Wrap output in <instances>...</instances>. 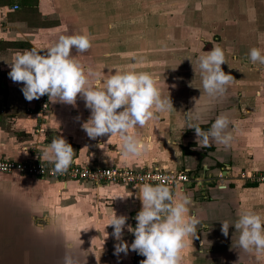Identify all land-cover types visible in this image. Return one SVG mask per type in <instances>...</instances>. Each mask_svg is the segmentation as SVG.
I'll return each instance as SVG.
<instances>
[{
    "label": "crops",
    "instance_id": "crops-1",
    "mask_svg": "<svg viewBox=\"0 0 264 264\" xmlns=\"http://www.w3.org/2000/svg\"><path fill=\"white\" fill-rule=\"evenodd\" d=\"M19 1L24 5L17 0H0V160L40 159L41 151L53 138L61 136L76 152L73 164L82 167L133 170L156 167L190 175L201 170L205 175L201 187L184 186L172 191L177 199L186 196L191 200L189 215L200 221L196 235L185 238L187 247L182 253V264H264V253L246 252L238 246L240 233L235 232L234 226L229 228L227 237L221 232L222 221L232 224L246 210L264 216V184L252 185L236 178L239 172L264 171V123H259L261 114L258 118H240L247 97L241 95L243 88L238 82L233 94H229L231 88L228 87L221 96L224 105L222 101L216 102L219 108L213 107L212 97L206 93L201 100L207 98L208 103L193 102L187 93L182 97L180 91L185 89L180 80L176 83L172 80L173 87H159L162 96H170L173 109L157 113V118L146 126L132 130L144 142L146 151L140 157H126L118 135L97 139L87 136L81 125L89 118L90 110L83 99L78 98L75 107L50 102V110L41 120L35 113L34 100L25 99L21 91L23 84L14 83L8 75L9 64L17 53L33 47L47 48L61 35L76 34H87L91 38L92 47L87 52L73 49L71 55L86 69L101 73L100 79H93L95 87L102 88L103 80L116 70L134 71L133 65L118 64L113 58L123 59L115 43L117 35H127V21L123 22L112 12L118 1ZM14 5L17 10H12ZM102 17L109 21L108 35L104 36L100 26ZM121 26L125 31L117 29ZM129 58L126 55L124 60ZM141 68L134 72H146L149 66H145V71ZM154 69L157 70L147 73L153 74L158 85L162 76L155 74L163 68ZM261 72H257L256 82L263 78ZM259 98L258 95L252 99ZM189 111H192L193 122L205 130L218 115L228 116L231 121L228 131L233 136L231 144L226 147L212 143L199 148L195 131L186 127L185 113ZM39 129L42 131L37 133ZM197 155L202 158L198 160ZM225 172L232 178H227L224 186L208 184L218 173L224 175ZM209 175L210 179L206 178ZM137 195L139 187L0 175V264H63L69 244L79 264H130V247L127 254L117 255L118 241L112 235L113 227L107 224L114 214L127 216L129 224L132 212L142 207ZM123 240L131 245L127 228Z\"/></svg>",
    "mask_w": 264,
    "mask_h": 264
},
{
    "label": "clouds",
    "instance_id": "clouds-1",
    "mask_svg": "<svg viewBox=\"0 0 264 264\" xmlns=\"http://www.w3.org/2000/svg\"><path fill=\"white\" fill-rule=\"evenodd\" d=\"M92 47L87 34L61 35L57 42L47 48L33 47L17 53L9 64L10 79L22 83L21 91L27 101L47 95L52 103L76 106L78 98L83 99L90 116L81 127L91 139L110 134L119 137L124 156L140 157L146 146L133 129L144 127L157 118V113L173 109L170 96L164 97L156 81L147 72L116 70L103 80V87H95L93 79H100L101 73L85 68L71 52H87ZM253 64L264 65V50L251 48L248 53ZM224 50L214 46L198 58L203 93L209 97L223 96L234 81L225 73ZM187 129H193L199 148L212 143L229 146L233 140L228 131L230 119L224 114L216 117L211 127L203 129L193 122L192 111L185 113ZM79 119V117H77ZM199 119V116L196 117ZM75 150L65 138H53L42 151L40 159L53 166L56 174H64L74 163ZM138 199L141 210L136 214L135 227L127 224V216L114 214L107 226L113 227L112 235L118 241L116 254L132 251L145 257L140 264H182L183 250L187 247L186 237L195 236L200 221L190 216L191 200L184 196L177 199L170 187L164 183H143L139 186ZM126 198V197H122ZM234 226L239 232L238 246L246 252L264 253V216L244 211L232 224L222 221L221 232L228 236ZM135 237L129 246L124 240V229ZM63 264H79V259L68 245Z\"/></svg>",
    "mask_w": 264,
    "mask_h": 264
},
{
    "label": "rangeland",
    "instance_id": "rangeland-1",
    "mask_svg": "<svg viewBox=\"0 0 264 264\" xmlns=\"http://www.w3.org/2000/svg\"><path fill=\"white\" fill-rule=\"evenodd\" d=\"M117 1L112 12H116L123 22L127 21V35L116 37L115 45L122 52L120 55H124L123 59L113 57L118 64L133 65L134 71L149 66L147 71L150 73L157 70L154 67H162L163 70L155 74L162 76L158 88L173 87L172 80L175 83L180 80L181 87L185 89L180 91L182 97L187 93L193 102L204 103L208 99L201 100L203 91L198 58L219 46L224 50L227 63L222 65V69L225 73L229 70L228 73L234 77L229 94H233L234 85L238 82L243 88L241 95L247 97L240 118H258L261 114L259 123H264V65L253 64L248 56L251 48L264 50V0ZM17 2L22 4L19 0ZM108 23V18L102 17V36L108 35ZM126 55L130 58L125 61ZM250 68L262 71L260 82L255 80L259 70ZM233 69L236 71L231 73ZM258 95L259 100L252 99ZM212 101L213 107L219 108L216 102L223 103V98H212Z\"/></svg>",
    "mask_w": 264,
    "mask_h": 264
},
{
    "label": "built area",
    "instance_id": "built-area-1",
    "mask_svg": "<svg viewBox=\"0 0 264 264\" xmlns=\"http://www.w3.org/2000/svg\"><path fill=\"white\" fill-rule=\"evenodd\" d=\"M12 10H17V6H12ZM1 27V26H0ZM35 113L41 120L47 115L50 110V101L47 95L40 99H34ZM42 130H37L41 132ZM53 166L48 163H43L36 157L27 158L23 161L0 160V175L18 174L34 179H48L57 182H75L85 183L98 186H129L139 187L143 183L159 184L164 183L173 191L184 186L194 188L201 187L202 180L196 175L185 172H174L159 168H148L142 170H133L127 167H82L72 164L68 171L64 174H56L52 171ZM229 177L218 173L215 177L217 186H224V182ZM236 178L242 182L252 185L264 184V171H249L239 172ZM204 181V180H203ZM140 210H135L129 217V224L134 228L137 221L136 214ZM135 237L131 233V243ZM145 259L144 256L131 250L130 264H140V261Z\"/></svg>",
    "mask_w": 264,
    "mask_h": 264
},
{
    "label": "water",
    "instance_id": "water-1",
    "mask_svg": "<svg viewBox=\"0 0 264 264\" xmlns=\"http://www.w3.org/2000/svg\"><path fill=\"white\" fill-rule=\"evenodd\" d=\"M225 174L227 175L228 174V172H225ZM199 179H201L202 180V182H201V186L205 183V182H203V180L205 179V175L204 174H195ZM209 177V179H210V175L209 176H207L206 178H208ZM215 183V180H214V178H211V180H210V182H208V184L210 185H213Z\"/></svg>",
    "mask_w": 264,
    "mask_h": 264
},
{
    "label": "trees",
    "instance_id": "trees-1",
    "mask_svg": "<svg viewBox=\"0 0 264 264\" xmlns=\"http://www.w3.org/2000/svg\"><path fill=\"white\" fill-rule=\"evenodd\" d=\"M197 156H198V155H197ZM200 158H202L201 155L198 156V160H199ZM217 166H219V165H217ZM197 169L199 170V167H198ZM194 174H196V173H194Z\"/></svg>",
    "mask_w": 264,
    "mask_h": 264
},
{
    "label": "flooded vegetation",
    "instance_id": "flooded-vegetation-1",
    "mask_svg": "<svg viewBox=\"0 0 264 264\" xmlns=\"http://www.w3.org/2000/svg\"><path fill=\"white\" fill-rule=\"evenodd\" d=\"M199 171H200V173H198V175H199V174H204V172H201V170H199Z\"/></svg>",
    "mask_w": 264,
    "mask_h": 264
}]
</instances>
